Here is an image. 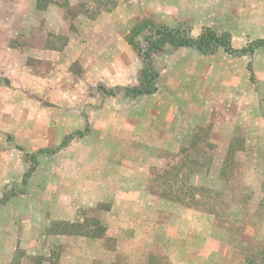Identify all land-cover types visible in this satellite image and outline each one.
Instances as JSON below:
<instances>
[{
	"label": "crops",
	"instance_id": "crops-1",
	"mask_svg": "<svg viewBox=\"0 0 264 264\" xmlns=\"http://www.w3.org/2000/svg\"><path fill=\"white\" fill-rule=\"evenodd\" d=\"M81 3L0 0V199L7 186L23 188L0 205V264H13L21 248L39 264H148L153 249H166L168 235L176 238L182 223L186 236L198 235L195 231L209 223L188 205L162 196L155 183L169 160L159 154L191 151L196 134L207 131L203 147L213 148L210 164L204 175L189 177L197 186L211 182L221 189L235 131L254 132L247 148L264 139V48L233 57L223 50L204 56L194 48L165 45L153 58L155 93L134 97L124 91L138 85L142 67L125 40L136 19L156 18L168 27L188 21L193 37L212 20H227L223 26L231 46L240 49L248 39H264V0H117L92 19L77 10L69 21V12ZM101 88L123 93L106 95ZM95 115L105 116V123L93 124ZM223 115L233 122L220 119ZM82 131L87 133L79 143L88 150L72 159L58 154L69 135ZM61 145L55 154H41L23 186L29 168L25 155ZM260 145L264 148V142ZM256 158L263 163L264 154ZM234 160L252 162L246 149ZM63 162L74 164L72 175L65 164L51 166ZM263 169L248 168L246 179L262 178ZM71 202L77 210L93 212L91 223L102 228L100 237L92 226L85 233L54 231L52 236L45 230L51 222L72 223ZM161 227L173 229L162 237ZM44 237L70 251L53 255L43 245L36 251ZM197 252L194 260L175 263L199 264Z\"/></svg>",
	"mask_w": 264,
	"mask_h": 264
},
{
	"label": "rangeland",
	"instance_id": "rangeland-1",
	"mask_svg": "<svg viewBox=\"0 0 264 264\" xmlns=\"http://www.w3.org/2000/svg\"><path fill=\"white\" fill-rule=\"evenodd\" d=\"M100 3L103 6H100ZM108 5L109 3H107L105 0H83V3H81L80 7H74L69 12V21L74 22L75 17H77V10L83 12L84 10H88L91 13H94L98 11L99 8L104 9ZM140 18L136 19L135 24ZM152 19L161 23L156 18ZM225 21L227 20L215 19L212 20V22H209V24H216L225 31H228L223 26V22ZM236 39L242 40L243 36H236ZM252 40L248 39L245 45ZM167 46L171 45L167 44ZM132 50L134 52V49ZM219 50L222 51V49ZM156 54L158 53H155L153 58H155ZM249 71L251 72V69H249ZM118 92L123 93L122 90ZM38 101L42 103L47 102L48 99H39ZM99 108L100 107H98V109ZM112 108L113 106L110 107V110H112ZM242 116L246 117V119L249 118V116ZM88 117L90 118V115ZM229 118L230 117L226 115L220 116V119H224L232 123L233 120ZM260 120L261 124L263 125L262 127H264V119ZM93 122V124H104L105 116L95 115L93 116ZM85 133L87 132L82 131L79 135H76L75 133L69 135V138H67L65 141L63 149L59 152L57 151L58 154L72 159L75 155L88 150V148L80 146L79 143V140L84 139ZM205 133H207V131H201L196 134V145L191 151L188 150L186 153L181 151L176 156L163 151L159 154V156L164 157L167 159V161H169L166 166L168 168L162 169L161 180H157L155 184L157 187L161 188L162 196L167 200H172L175 202L177 201L183 205H188L195 212L201 213L202 218H204L203 220H206L209 223L204 224L203 227H199L198 230L195 231V233H198V235L193 234L192 236L191 234L186 236L185 233L181 232L185 231L184 228L186 226L185 223H182L180 229L181 231H174L175 234L180 231L176 238H174V234L173 237H171L172 234L168 235V237L172 239L171 242H168L169 245L167 248L169 249H165L163 247L159 248L156 246L149 256L148 264H177L175 262L181 263L184 260L191 261L195 259L193 257H196V251H198V256L196 259L199 264H246L245 258H255L256 254L260 251V248L264 243V208L259 207L261 186L264 183V169L262 171H258V173L263 176L262 178L252 176L249 179H246L245 177L248 168L250 171H252L256 168L264 167V161L263 163L258 161L256 162V157L261 155V153L264 154V148H261L263 146L260 145L263 144L264 139H258L255 144L256 146H248L247 148L245 147V143H247L249 138L254 137V132L245 130L244 128L237 129L235 131V142L231 153L227 156L229 160L227 162L226 158L221 169L223 170L221 172L223 173L222 177L224 179L220 177V180L223 181V183L221 182V189H217L216 185L211 184V182L202 187H200V185L197 186L195 184V180L192 182L191 178L189 177V175L196 174L201 176L206 173L205 160H207L208 156L210 157V151L204 149L203 147V143L206 140ZM254 139L255 138H253V140ZM40 149L47 150L49 148H35L34 151L30 152L32 154H36V163H39V159L44 154L52 155L57 153L38 154L37 152H39ZM243 149L248 151L250 161L252 159L251 163H235L234 158L236 152ZM203 150L204 152L202 153ZM21 151L22 150H20V152ZM28 155L30 156L29 153L25 155L26 159L28 158ZM185 159L190 161L191 164L185 162ZM28 161L29 166L33 164L30 160ZM76 163L81 165L80 161L76 160ZM64 164L66 166L65 169H67V173L72 175L74 173V164L72 162H70V164L65 162L62 164L54 163L51 166L56 167V165L61 166ZM77 171L78 174H80V169ZM155 173L159 174V171ZM238 180H240V182H238ZM54 182L55 183L53 185H56L57 181L54 180ZM51 192H53L52 188ZM50 196L51 199L55 201H60L61 199L59 195L51 194ZM53 203L55 202H51V204ZM70 204L73 206L71 208L74 220L69 222L72 223L68 225L61 222H51L49 227L45 228V230H48L52 236V232L54 231L74 230L78 233H85L89 230V226H92V231H95L100 237L102 235V228H99V226L96 227L93 225V223H91L95 219L93 212L77 210L75 209L76 205L74 202H71ZM101 208H104V206H101ZM98 210L99 209H97V211ZM149 214V211H147V216ZM170 232L169 230H165V228L163 229V227H161L162 237L166 236L165 234ZM37 239H40V236H38ZM186 240L188 242L185 244ZM36 245L38 246L35 249L36 251H39L40 245H43L47 246L53 255L58 252L70 251L69 248H65L59 243H56L51 237L46 239L44 237V242L41 244V242L38 241ZM176 245H182L183 247L180 251H176L175 249L171 248L175 247ZM39 263L40 261L38 257H28L26 255V251L22 248L17 250L16 258L13 261V264Z\"/></svg>",
	"mask_w": 264,
	"mask_h": 264
},
{
	"label": "trees",
	"instance_id": "trees-1",
	"mask_svg": "<svg viewBox=\"0 0 264 264\" xmlns=\"http://www.w3.org/2000/svg\"><path fill=\"white\" fill-rule=\"evenodd\" d=\"M36 1L40 6L41 0ZM105 1L109 3L106 8H99V10L94 13H91L88 10H84V13L87 15V17L92 19L101 11H109L117 4V0ZM100 6L103 5L101 4ZM191 30L192 25L191 22L188 21L182 23L177 27H168L165 24H161L152 18L141 17L125 36L126 42L136 51L142 66L138 77V85L134 87L124 88L125 94L139 97L148 96L155 93V91L157 90L156 80L158 77V72L155 69L153 63V55L155 53L161 52L167 44L174 47L194 48L199 54L204 56H212L216 54L219 49H222L230 56L244 57L251 56L258 48H264V39H256L249 41L243 48L234 49L231 46V35L229 34V32L220 28L216 24H208L202 26L199 34L196 37H193L191 35ZM102 89L104 94L106 95H116L118 91L106 90L105 88H101V90ZM194 146H191V150L194 149ZM62 147L63 145L59 146L57 149L40 150L37 153H55ZM205 147L209 150L213 149L210 145ZM230 153L231 152H229V154ZM35 156L36 154H30V156L28 155L27 159L30 160L33 164L29 166L27 172L23 177V186L25 185L28 176L32 173L36 165ZM228 160L229 159L227 157V162ZM209 164L210 160L208 158V161L205 162L206 169ZM222 175L223 173L221 172L220 177L224 179ZM22 191L23 188L17 189L15 185L5 187L3 190L2 198L0 199V205L4 204L10 197L22 193ZM260 195L259 207L264 208V183L261 186ZM245 263L264 264V243L260 248V251L256 254L255 258L246 257Z\"/></svg>",
	"mask_w": 264,
	"mask_h": 264
}]
</instances>
